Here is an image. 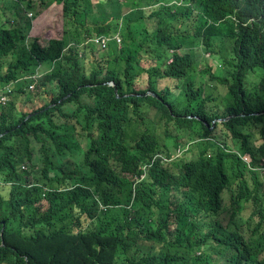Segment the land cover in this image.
<instances>
[{"label": "trees", "instance_id": "16d2710c", "mask_svg": "<svg viewBox=\"0 0 264 264\" xmlns=\"http://www.w3.org/2000/svg\"><path fill=\"white\" fill-rule=\"evenodd\" d=\"M19 1L35 9L36 0ZM53 1L67 25L46 45L29 37L31 18L24 26L0 18V85L47 62L59 88L56 105L33 114L15 101L0 105V264H264V181L259 170L248 181L252 169L229 140L264 165V76L247 81L264 69V0ZM105 15L113 20L99 25ZM90 22L109 38L121 33L123 56L107 62L128 70L115 87L106 83L115 71L87 74L77 48L64 51L84 41ZM205 53L219 60L216 71L199 69ZM143 72L148 84L139 89ZM163 78L179 80V93L161 88ZM184 137L193 159L152 162ZM245 203L254 206L245 228L221 222Z\"/></svg>", "mask_w": 264, "mask_h": 264}, {"label": "rangeland", "instance_id": "374dc122", "mask_svg": "<svg viewBox=\"0 0 264 264\" xmlns=\"http://www.w3.org/2000/svg\"><path fill=\"white\" fill-rule=\"evenodd\" d=\"M124 1V0H122ZM128 2H132L131 0H128ZM18 0H0V18L3 19V21L5 20H9L11 23H14L15 25H20V26H24L23 25V21H27L28 18L26 17V15H28V13L33 12L34 16L31 17L32 18V25L27 29V33L29 35V37L32 38H37L39 39V42L44 45L48 42L49 38H62L63 34L65 33V25H67V22L64 20L63 17V6L62 4H55V2L53 0H49L48 4L46 7L41 8L38 4V2L36 1L35 3V9L31 8L28 11H26V13L24 14L23 10L18 9L17 6H21L23 7L22 3L20 5H17ZM174 3V2H173ZM170 3V4H173ZM37 11H40L41 15H39L36 19V13ZM20 14H24L23 16H20ZM29 16V15H28ZM30 17V16H29ZM201 18V17H200ZM112 17L110 16L109 18H107V15H105L103 18L100 19L99 25H103V23H109L110 21H112ZM11 23H8V25H10ZM88 26L91 27L92 31L91 34H85V39L84 40H91V39H95L97 37L99 38H105L104 34L99 33L98 35H96V30H95V23L94 22H90L88 23ZM226 46L227 49L224 50V52H226L228 55L232 56L234 55L233 53V41L230 40H226ZM191 41H189L187 43V47H189V43ZM96 49L94 50V55L96 56V58L98 59L97 61V69H101L103 71L104 74L107 73V69L110 67L109 63H103L104 58L106 57V55L108 54V51H101L99 50L98 46H95ZM115 50V45H113V47L109 50V52L112 51V53H114ZM93 59L90 56V53L87 52L86 56H85V66H87V68H90V65H92ZM208 65L212 68V71H216L217 69L214 68L215 65L220 67V62L217 58H209L208 59ZM205 65L202 63L200 65V69H204ZM264 76V69H255L253 72H251L247 77V81L248 84H253V86L255 85V81H258V79ZM146 77V76H145ZM165 82H162L161 84V88L163 87H169L170 90L174 93H179L180 91V81L176 80V79H165ZM48 83L44 82V78L40 81L39 85L36 86L35 90L30 92L29 94H25V104L22 102L23 100H21V102L18 103V108L19 109H23L24 111H29L31 109L40 107L41 105L48 103L51 101L52 98V94L47 90L48 87ZM147 86V82H146V78H142L138 83H137V88H145ZM252 86V87H253ZM4 88L0 85V93H3ZM207 90L209 92H213L214 87H212L211 85H209L207 87ZM219 91V99L220 98H224V90L220 89V90H216ZM30 95V96H29ZM2 100V99H1ZM6 100V98H5ZM224 102V101H223ZM222 105V102L220 103ZM153 115H155V112L153 113ZM141 128V129H140ZM135 128L134 133L137 134H141L142 130L145 129L146 127L141 126V127ZM132 138V137H130ZM188 139L186 137H184V139L182 138L181 141L184 143L185 141H187ZM230 143L233 144L232 139H229ZM34 146H37L36 143H33ZM183 151H181L182 153ZM185 155V159H193L194 154L193 153H187L184 154ZM183 155V156H184ZM182 156V157H183ZM78 156H74V158H76ZM54 160L56 159V157L54 156L53 158ZM264 175V172H263ZM248 178H250V175L247 176ZM0 180L2 181V179L0 178ZM235 184L233 185V188H235L237 186V180H235ZM35 178L31 179V180H27L24 183V188L25 189H29L35 185H37V182L35 183ZM137 183V182H136ZM1 192V191H0ZM230 190H225L223 193L224 194V198H225V203L227 205H230L231 203V199H230V194H229ZM44 207L47 206V202L44 201L43 202ZM254 209V206L252 204H248L245 206V208L242 210V216H243V224L246 226L247 225V221L248 219L251 217L252 215V211ZM231 217V210L230 211H226L222 214L221 216V220L224 223H227V221L229 220V218ZM256 219V218H255ZM235 222V221H234ZM236 226V224H235ZM125 256H123L122 258L124 259ZM122 260L120 259V262ZM119 262V263H120Z\"/></svg>", "mask_w": 264, "mask_h": 264}, {"label": "clouds", "instance_id": "9594fccd", "mask_svg": "<svg viewBox=\"0 0 264 264\" xmlns=\"http://www.w3.org/2000/svg\"><path fill=\"white\" fill-rule=\"evenodd\" d=\"M37 1V0H36ZM55 4H60L58 3L57 1H54ZM174 2V3H173ZM26 2H22V5L23 7L21 6H17L18 9H21L23 10L24 14L26 13V11H28L29 9L26 10V7L24 4ZM170 3H173V4H170ZM21 2L18 0V3L17 5H20ZM160 4H163V5H167V6H173V7H177V6H182V5H186L188 4V2L186 0H170V1H167V3H160ZM63 6V5H62ZM23 14V15H24ZM30 17H29V16ZM28 15H26L27 18H31L34 16V13L33 12H30L28 13ZM41 15V13L39 14ZM38 15V16H39ZM37 16V13H36V17L35 19L38 17ZM31 21H32V18H31ZM111 22V21H110ZM91 32V31H90ZM99 33L97 32L96 35H98ZM90 35H92L90 33ZM105 38H95V39H91V40H84L82 41L81 43H77L76 41L74 42H70L69 44H67V46L65 47L64 51H67L69 50L70 48H77V52H78V57L80 58V61L82 62V65L84 66V69L86 71L87 74H90L91 70L93 68H97L98 64H97V61L98 59L96 58V56L94 55V50L96 49L95 46H98L99 50L101 51H108V54L106 55V57L104 58L103 60V63H109V68L107 69L108 70H113L115 71L116 75H117V79L113 78L109 81H107L106 83L110 86H114L115 87V83H119L120 82V79L127 74V70L128 68H126L125 66H121V65H117L116 63H110V62H107V60H120V57H122L123 55L121 54L120 50H121V47H122V36H121V33L120 31H118L116 34H113V36L111 38H109L108 36L104 35ZM51 39V38H49ZM115 39L116 40V46H115V50H114V53L109 52V50L113 47V45H115L114 43H112V40ZM48 43V42H47ZM46 45V44H45ZM89 52L90 53V56L91 58L93 59V62H92V65H90V68L88 69L87 66H85V56H86V53ZM173 52V50L170 51V56L168 57L167 56V62L170 63L173 61L172 59V55L171 53ZM146 55V54H144ZM205 56L209 59L210 57L212 58L211 54L210 53H205ZM207 58H202L203 59V64L206 66H208V59ZM145 61V60H144ZM143 61V62H144ZM201 63V64H202ZM200 64V65H201ZM204 67V68H205ZM55 68V64L53 65H50L49 63L45 62V63H42L40 64L36 71L34 73H30V74H26V75H21L19 76V78L17 79H14L8 83H5V84H2L1 86L4 88L3 90V93H0V105H7L10 101H15L16 102V106L18 108V103L21 102V100H23L22 102L25 104V97L24 95L25 94H29L30 92L34 91L36 86L39 85L40 81L44 78V82L45 83H48V87H47V90L52 94V98H51V101L48 102V103H45L43 105H56V103L53 102V99L55 97V95L58 94L59 92V88H58V81L57 80H53L52 82L48 80L47 78V75H49V73L53 72ZM200 69V67H199ZM218 69V68H217ZM146 76V77H145ZM142 78H146V82L148 84V74L146 72H143L141 74V77H139V80L136 82V87H137V83L142 79ZM165 79H173V78H163V79H160L159 81V86H161L162 82H165L164 80ZM177 80V79H176ZM147 87V86H146ZM145 87V88H146ZM20 89H23V91H20ZM141 89V88H139ZM144 89V88H143ZM117 90V89H116ZM118 91V90H117ZM148 93H152L151 91H147L146 94ZM153 94V93H152ZM70 95V94H69ZM155 95V94H154ZM30 96V95H29ZM15 97L17 98L15 100ZM6 98V100H5ZM66 97H63L61 98L58 103L62 102L63 99H65ZM2 99V100H1ZM43 105H41L40 107H42ZM40 107H37V108H34V109H31L29 111H25V112H29L31 114H33L31 111L35 110V109H38ZM19 109V108H18ZM19 111H23V109H19ZM30 114L27 116V118H29ZM26 118V119H27ZM229 119V117H226V118H219V119H216L214 121V124L216 122H221L223 120H227ZM8 132V131H7ZM3 134H1L0 136H2ZM189 141V140H187ZM233 141V140H232ZM232 147L234 149V151L236 152L237 155H239V157L243 160L244 163H246L247 165V169H252V170H249V171H246L245 174H246V177L248 175L252 176L253 175V170H259L260 171V174H261V179L264 181V175H263V172H264V165L263 164H260L258 167H254L252 165V156L245 152L242 148H241V145L242 143L238 140V139H235V141L233 142V144H231ZM190 149H191V142H181L180 145L172 152L171 155H165V154H162V153H157L153 156L152 158V162L154 161H161L162 164L164 165H171V163L175 162V161H181L183 159H185V155L184 154H187L188 152L190 153ZM181 151H183L181 153ZM184 155V156H183ZM183 156V157H182ZM189 160V159H188ZM147 165L144 166V168H146ZM21 168L23 169H28V165L25 164V166L21 165ZM145 175L143 174L142 177H144ZM248 181L250 183H252V179L251 178H248ZM136 182L139 181V179H135ZM239 181V180H238ZM4 183V181L0 180V184L2 185ZM264 184V183H263ZM225 194V193H223ZM46 201V200H42V203ZM247 205V203H245V205L243 204V209L245 208V206ZM253 205V204H252ZM242 209V210H243ZM224 213V212H223ZM222 213V214H223ZM222 216V215H221ZM252 216V215H251ZM232 220V224L237 222L241 227L245 228L246 226L242 223L243 222V216L242 215H237V216H234V219H233V216L231 215V217L229 218V220L227 221V223H224L222 220L221 222L224 224V225H227L229 223V221ZM249 221H252L251 217L248 219V221L246 223H248ZM1 235H3V229H2V232H1ZM206 245L202 248V249H205ZM184 249V248H183Z\"/></svg>", "mask_w": 264, "mask_h": 264}]
</instances>
